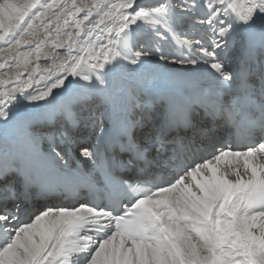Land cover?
<instances>
[{
  "label": "snow or ice",
  "instance_id": "obj_1",
  "mask_svg": "<svg viewBox=\"0 0 264 264\" xmlns=\"http://www.w3.org/2000/svg\"><path fill=\"white\" fill-rule=\"evenodd\" d=\"M0 264H264V0H0Z\"/></svg>",
  "mask_w": 264,
  "mask_h": 264
},
{
  "label": "bare ground",
  "instance_id": "obj_2",
  "mask_svg": "<svg viewBox=\"0 0 264 264\" xmlns=\"http://www.w3.org/2000/svg\"><path fill=\"white\" fill-rule=\"evenodd\" d=\"M182 38H184V37H182ZM190 38L191 37H187V39H190ZM172 43L175 44L176 42L173 41ZM147 70L156 72L158 74L159 79H158L157 83H158V86L160 87L161 90H168L171 88H178V87L184 86L183 84H181L179 82H173V81L166 79L168 69H166L164 67L156 68V67L150 66Z\"/></svg>",
  "mask_w": 264,
  "mask_h": 264
}]
</instances>
